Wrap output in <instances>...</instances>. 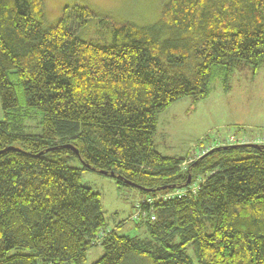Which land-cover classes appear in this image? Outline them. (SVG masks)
<instances>
[{
  "label": "trees",
  "instance_id": "16d2710c",
  "mask_svg": "<svg viewBox=\"0 0 264 264\" xmlns=\"http://www.w3.org/2000/svg\"><path fill=\"white\" fill-rule=\"evenodd\" d=\"M161 13L113 21L99 43L77 35L97 17L89 5L47 25L44 0H0V264H83L98 242L94 264H264V144L184 167L155 135L159 114L207 97L216 72L264 63V0H166ZM87 169L145 188L152 203L131 219L147 236L109 231Z\"/></svg>",
  "mask_w": 264,
  "mask_h": 264
},
{
  "label": "rangeland",
  "instance_id": "374dc122",
  "mask_svg": "<svg viewBox=\"0 0 264 264\" xmlns=\"http://www.w3.org/2000/svg\"><path fill=\"white\" fill-rule=\"evenodd\" d=\"M165 1L44 0L46 24H56L66 5H89L97 17L79 28L77 35L87 41L111 42L113 21L134 22L142 27L154 26L162 15ZM104 16L112 19V22H100V17ZM213 78L207 97L198 101L193 96L182 97L159 114L155 134L158 149L164 155L186 159L184 167L194 159L213 150L215 152L216 148L240 143L264 144V63L257 68L250 65L237 68L229 78L216 72ZM12 80L17 85V79L12 76ZM3 118L0 102V120ZM40 120L39 114L30 118L37 134L42 131ZM70 164L76 167L85 165L78 159H72ZM81 182L101 193L106 223L111 226L109 231L116 228L118 234L147 236L146 225H138L131 219V213L137 215L134 210L149 195L131 184H120L115 177L97 170L82 171ZM98 243L89 248L87 261L83 264L99 261L105 249Z\"/></svg>",
  "mask_w": 264,
  "mask_h": 264
},
{
  "label": "water",
  "instance_id": "95a60500",
  "mask_svg": "<svg viewBox=\"0 0 264 264\" xmlns=\"http://www.w3.org/2000/svg\"><path fill=\"white\" fill-rule=\"evenodd\" d=\"M252 146V147H255V148H260L261 147V144H257V143H249L248 144V146ZM233 146H236V145H233ZM227 147H229V146H227ZM226 147V148H227ZM75 150H77V153L79 154V150L78 149H75ZM214 151V150H213ZM213 151H211V152H213ZM104 174H109V175H111V176H113V177H115L116 176V174H115V172H108V171H106V172H103ZM190 181V180H189ZM133 185L135 186V187H138V188H143V189H145L143 186H141V185H139V184H137V183H133ZM163 189L164 188H166V186H164V187H162ZM148 191H151V189H147Z\"/></svg>",
  "mask_w": 264,
  "mask_h": 264
},
{
  "label": "built area",
  "instance_id": "2783aa9c",
  "mask_svg": "<svg viewBox=\"0 0 264 264\" xmlns=\"http://www.w3.org/2000/svg\"><path fill=\"white\" fill-rule=\"evenodd\" d=\"M180 192H182V191H180ZM174 193H176V191H173V192H170V193H168L167 195H174ZM179 193V192H178ZM137 214H139V212L137 213ZM138 216V215H137ZM140 216V215H139ZM138 216V217H139ZM156 217L154 216V215H152V217H151V219L153 220V219H155ZM137 219H139V218H137Z\"/></svg>",
  "mask_w": 264,
  "mask_h": 264
},
{
  "label": "bare ground",
  "instance_id": "6f19581e",
  "mask_svg": "<svg viewBox=\"0 0 264 264\" xmlns=\"http://www.w3.org/2000/svg\"><path fill=\"white\" fill-rule=\"evenodd\" d=\"M181 191H182V190H181ZM183 192H184V191H183ZM183 192H182V193H183ZM170 196H172V195H170ZM149 200H150V199H146L147 202L152 203V202L149 201ZM133 218H134V217H133Z\"/></svg>",
  "mask_w": 264,
  "mask_h": 264
}]
</instances>
